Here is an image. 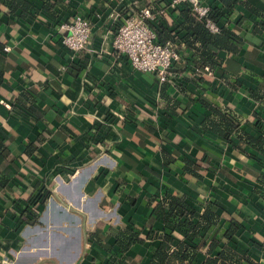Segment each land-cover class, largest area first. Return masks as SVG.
<instances>
[{
    "label": "crops",
    "instance_id": "obj_1",
    "mask_svg": "<svg viewBox=\"0 0 264 264\" xmlns=\"http://www.w3.org/2000/svg\"><path fill=\"white\" fill-rule=\"evenodd\" d=\"M30 2L31 18L6 15L2 7L0 11V41L3 49L9 48L0 50L5 66L0 126L10 137L0 155V175L7 179L0 188V264L103 262L104 244H90L87 233L108 231L112 244L118 228L130 223L147 228V203L163 190L185 194L196 212L202 210L201 201H210L226 214H238L241 227L233 246L264 264V165L251 166L241 151L217 134L203 132L200 123L209 111L190 106L184 97L192 94L228 108L240 129L254 136L264 133V125L256 126L252 117L256 113L264 121V106L247 92L256 85L264 89V0H238L232 10L222 0H201L244 40L238 54L219 52L222 68L232 74L229 80L242 83L237 90L206 69L196 71L191 63V51L183 45L185 30L179 28L181 12L188 7L167 8L159 17L157 34L163 30L175 38L180 53L168 82L169 93L185 109L177 115L164 108L156 77L132 68L112 47L125 12L148 4L161 7L168 0ZM74 13L85 17L91 29L86 48L76 53L63 46L66 32L60 27ZM256 23L261 33L251 32ZM192 79L206 91L192 87ZM20 93L34 98L42 120L32 122L27 111L12 113L10 104ZM42 131L45 141L25 156L26 143ZM162 151L174 159L165 164ZM184 157L196 162L202 180L183 173ZM37 184L48 195L29 223L19 204ZM152 226L162 230L164 225L154 220ZM214 233L207 234L210 238ZM157 244L132 246L128 264H146ZM204 257L198 251L193 262Z\"/></svg>",
    "mask_w": 264,
    "mask_h": 264
},
{
    "label": "trees",
    "instance_id": "obj_2",
    "mask_svg": "<svg viewBox=\"0 0 264 264\" xmlns=\"http://www.w3.org/2000/svg\"><path fill=\"white\" fill-rule=\"evenodd\" d=\"M237 1L222 0V4L232 10ZM245 6L252 13H255L253 7L248 4ZM1 7L6 15L18 19H27L32 16L31 9L33 6L30 0H0V11L2 10ZM181 13L183 20L179 28L185 30L182 36L183 45L191 51L189 58L196 71L206 69L232 90L242 87L239 80L233 82L229 80L232 74L222 68L223 60L219 52L225 51L230 55L238 54L245 44L243 38L232 31L227 22L221 20V14L214 9H211L209 17L219 26L218 32L215 33L210 32L205 27L204 22L198 19L189 8L183 9ZM260 25V23H256L251 32L254 34L261 33ZM158 36L162 42L170 41L177 48L174 43L175 38L168 36L165 31H158ZM3 47L4 44L0 41V50H4ZM3 60L4 58L0 56V87L5 75V66L1 65ZM159 84L160 96L165 102L164 108L173 115H177L178 111L183 112L185 109L180 108V101L169 93L168 82ZM190 84L192 87H198L202 92L206 91L200 87L199 82L193 79ZM182 92L184 93V89ZM247 92H249V97L254 103H262L264 106V89L261 86L256 85L254 88L248 89ZM184 97L190 106L197 105L196 107L209 111V114L205 115L200 123L203 132L210 131L217 134L228 145L246 155L247 161L249 159L251 163L246 162L251 166L253 163L264 165V133L254 136L240 129L238 122L228 108L222 109L200 96L184 94ZM10 109L16 115L27 111L31 114L29 118L32 122L43 118L42 113L35 105L34 98L26 93L17 94L10 104ZM252 117L255 119L254 124L256 126L260 123L264 125V121L258 114L253 113ZM46 138L47 133L45 131L40 132L34 141L26 143L24 155L31 156ZM9 141V135H6L0 126V155L8 148ZM162 157L165 164L174 159L165 151H162ZM168 157L169 159H167ZM196 166L194 160L188 157L183 158V173L202 180L203 176ZM6 185L7 179L0 175V188ZM47 195V190L41 184H37L28 192L24 201L20 202L21 215L26 216L27 222L33 223L36 220L43 209ZM147 205L149 208L147 228L144 227L145 225L139 227L134 223L118 228L112 244L107 241L110 237L108 231H105V234L98 230L87 233V240L90 244L96 243L100 246L104 244L103 249L106 250L105 261L96 263L92 260L91 264H128L127 253L130 248L134 245H143L149 241H157L158 244L151 252L146 264H195L193 259L198 251L205 255L199 264H258L249 254L241 253L233 246L234 238L241 227V218L238 214H226L214 202L210 201H201L202 210L196 212L185 194H175L168 190H163L159 196L150 198ZM154 220L162 221L164 225L162 230L153 228ZM212 230H215V233L209 238L208 234ZM175 232L180 233L182 238H176ZM200 233L205 234L200 236ZM113 246L116 247V252L112 251Z\"/></svg>",
    "mask_w": 264,
    "mask_h": 264
},
{
    "label": "built area",
    "instance_id": "obj_3",
    "mask_svg": "<svg viewBox=\"0 0 264 264\" xmlns=\"http://www.w3.org/2000/svg\"><path fill=\"white\" fill-rule=\"evenodd\" d=\"M178 6L188 7L210 32H218L219 26L209 17L211 8L201 0H168L161 7L153 8L148 4L125 12L116 26L112 41L114 51L124 55L132 68L152 73L158 83L170 81V69L174 62L180 60V53L170 41L159 39L156 22L167 8L176 9ZM60 27L66 32L61 42L68 51L76 53L86 48L91 29L85 17L74 13ZM4 49L7 51L9 48Z\"/></svg>",
    "mask_w": 264,
    "mask_h": 264
}]
</instances>
